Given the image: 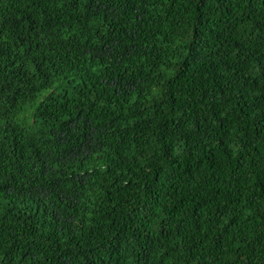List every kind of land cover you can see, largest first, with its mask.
<instances>
[{"label":"trees","instance_id":"obj_1","mask_svg":"<svg viewBox=\"0 0 264 264\" xmlns=\"http://www.w3.org/2000/svg\"><path fill=\"white\" fill-rule=\"evenodd\" d=\"M0 264H264V0H0Z\"/></svg>","mask_w":264,"mask_h":264}]
</instances>
